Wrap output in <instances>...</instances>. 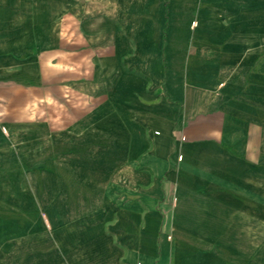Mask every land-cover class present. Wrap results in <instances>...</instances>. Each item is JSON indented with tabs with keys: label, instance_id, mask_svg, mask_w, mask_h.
<instances>
[{
	"label": "crops",
	"instance_id": "crops-1",
	"mask_svg": "<svg viewBox=\"0 0 264 264\" xmlns=\"http://www.w3.org/2000/svg\"><path fill=\"white\" fill-rule=\"evenodd\" d=\"M241 3L0 0L14 202L44 153L49 197L93 196L100 264H260L243 225L264 179V11Z\"/></svg>",
	"mask_w": 264,
	"mask_h": 264
},
{
	"label": "rangeland",
	"instance_id": "rangeland-1",
	"mask_svg": "<svg viewBox=\"0 0 264 264\" xmlns=\"http://www.w3.org/2000/svg\"><path fill=\"white\" fill-rule=\"evenodd\" d=\"M240 7L264 11V0H242ZM44 153L35 160V176L21 192V202L13 200L17 177L5 172L24 171L20 163L0 167V264H100L102 257L92 249V233L101 212L92 204L93 196L85 195L84 205L78 206L74 196L67 199L55 194L48 196L44 189ZM20 164V167L18 165ZM16 168L14 169L13 168ZM28 178L27 175L22 176ZM28 182H26L28 184ZM260 200L244 209V244L255 252L254 258L264 264V179L259 182ZM39 195L38 210L31 208L32 194ZM79 238L78 253L73 254L67 244ZM252 256L245 255V264ZM120 263L123 261L120 260Z\"/></svg>",
	"mask_w": 264,
	"mask_h": 264
},
{
	"label": "bare ground",
	"instance_id": "bare-ground-1",
	"mask_svg": "<svg viewBox=\"0 0 264 264\" xmlns=\"http://www.w3.org/2000/svg\"><path fill=\"white\" fill-rule=\"evenodd\" d=\"M202 10V9H201ZM173 29V28H172ZM183 29V28H182ZM172 31V30H171ZM183 31V30H182ZM178 34V33H177Z\"/></svg>",
	"mask_w": 264,
	"mask_h": 264
}]
</instances>
